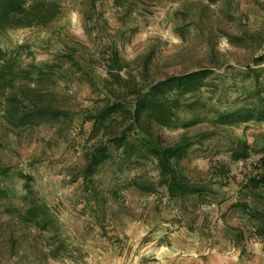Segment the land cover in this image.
Wrapping results in <instances>:
<instances>
[{
	"label": "rangeland",
	"instance_id": "1",
	"mask_svg": "<svg viewBox=\"0 0 264 264\" xmlns=\"http://www.w3.org/2000/svg\"><path fill=\"white\" fill-rule=\"evenodd\" d=\"M62 1L64 14L49 26L0 30V47L19 64L36 65V78L44 65L57 62L66 45L94 47L101 40L115 42L132 64L125 77L132 73L153 81L213 69L210 85L180 96L183 105L171 125L151 128L162 144L188 145L182 171L202 182L213 201L172 198L160 183L156 159L137 164L121 150L92 179L75 181L86 150L103 137L102 132L93 137L85 109L105 93L79 80L77 67L66 61L52 87L58 98L68 95L74 108L56 121L12 126L0 92V264H231L234 258L264 264V241L254 234L248 214L264 202V189L246 187L250 177L264 171V120L225 117L247 106L264 109V93H253L248 68L257 67L253 60L262 51L253 54L217 38L213 43L225 64L211 66L210 30L220 16L217 9L207 13L213 22L201 16L207 0H153L151 13L141 4L128 12L126 3L115 0ZM237 1L248 20L219 19L229 31L264 27V0ZM98 17L100 26L94 28ZM178 27L187 29L185 39ZM241 141L250 145L245 160L232 157ZM28 188L32 194L25 200ZM34 203L51 208L54 223L48 230L37 228L26 214Z\"/></svg>",
	"mask_w": 264,
	"mask_h": 264
},
{
	"label": "trees",
	"instance_id": "2",
	"mask_svg": "<svg viewBox=\"0 0 264 264\" xmlns=\"http://www.w3.org/2000/svg\"><path fill=\"white\" fill-rule=\"evenodd\" d=\"M118 5L128 6V12L141 4L145 12L151 13L150 3L153 0H115ZM235 0H207L202 4L201 16H208L209 11L219 13V19L248 20L245 11H241L240 3ZM214 6L216 8H214ZM62 0H0V30L8 28L49 26L64 13ZM100 17V16H99ZM93 22L99 28L100 18ZM211 22L214 17H207ZM89 19V16H88ZM215 20L210 30L209 41L212 43L209 63L221 67L225 64L223 53L215 48V39L225 37L233 46L246 47L254 54L262 51L254 60L256 68H249L255 88L253 93H264V27L251 29L249 25L238 32L229 31L226 24ZM247 22V21H246ZM247 24V23H246ZM188 26V24H187ZM185 39L186 28H176ZM72 62L75 72H80L79 80L88 82L93 91L103 89L104 98L94 100L85 109L86 117L92 122L93 137L102 132L85 152V164L78 171L75 181L80 177L92 179L96 169L113 158V152L121 153L132 158L137 164L149 158L156 159L160 169V183L164 185L172 198L185 199L191 197L201 203H211L213 200L206 196L205 186L200 181H191L180 166V161L187 156V146L182 141L175 144H162L159 137L152 132V125H171L177 111L183 105L180 96L196 92L210 85L209 77L213 73L210 67H199L195 70L180 74L169 75L164 79L141 81L137 75L129 73L123 76L125 69L132 64L121 56L118 46L113 41H99L94 47L82 42L66 45L64 54L59 55L57 62L46 64L36 78L34 64L23 66L6 50L0 47V92L5 98V115L7 121L14 127L37 125L53 122L66 116L73 110V104L68 95L60 98L55 96L54 75L62 69L64 63ZM105 70L106 76L99 75L98 69ZM140 72L145 66H140ZM114 98V99H113ZM225 117L230 121L247 122L264 120V109L247 106L238 109ZM110 120V121H109ZM250 145L241 141L239 147L232 152L235 159H247ZM143 189H152L146 185ZM246 187L264 189V171L250 177ZM32 190L28 188L27 200ZM247 205V202L246 204ZM248 206V205H247ZM248 214L254 222V234L264 241V202L250 209ZM26 214L40 230H48L54 223L51 208L44 203L32 204ZM56 250H52L53 255Z\"/></svg>",
	"mask_w": 264,
	"mask_h": 264
},
{
	"label": "crops",
	"instance_id": "3",
	"mask_svg": "<svg viewBox=\"0 0 264 264\" xmlns=\"http://www.w3.org/2000/svg\"><path fill=\"white\" fill-rule=\"evenodd\" d=\"M245 262L241 258H234L232 259L231 264H244Z\"/></svg>",
	"mask_w": 264,
	"mask_h": 264
}]
</instances>
